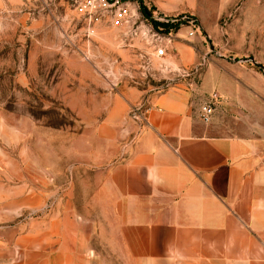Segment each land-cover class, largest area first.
Instances as JSON below:
<instances>
[{
    "label": "rangeland",
    "instance_id": "374dc122",
    "mask_svg": "<svg viewBox=\"0 0 264 264\" xmlns=\"http://www.w3.org/2000/svg\"><path fill=\"white\" fill-rule=\"evenodd\" d=\"M77 1L0 0V264H216V241L194 247L187 233L171 230L176 216L130 224L124 201L104 200L96 182L103 175L86 148L104 143L95 137L105 79L163 88L171 72L132 57L151 49L122 28L101 19L88 30ZM193 14L201 31L172 42L207 51L193 82L227 100L229 125L217 132L232 128L264 151V0H199ZM137 139H123L114 162Z\"/></svg>",
    "mask_w": 264,
    "mask_h": 264
},
{
    "label": "crops",
    "instance_id": "0c3cea01",
    "mask_svg": "<svg viewBox=\"0 0 264 264\" xmlns=\"http://www.w3.org/2000/svg\"><path fill=\"white\" fill-rule=\"evenodd\" d=\"M142 1L150 12L167 15L193 13L199 5V0ZM186 37L187 28L174 36ZM189 47L184 40H174L165 57L153 50L132 54L136 59L147 58L152 68L163 62L171 72L163 88L126 78L105 79L108 90L97 123L101 133L94 135L95 141L104 143L96 147L89 141L87 160L103 175L96 182L98 188L102 185L104 200L124 201L121 214L126 222L147 223L150 214L176 216L177 227L171 230L187 233L195 240L194 247L208 248V241H216L221 253L215 259L218 264H264V151L255 139L232 128L217 132L216 127L229 125L224 120L225 98L215 101L210 122L201 118L202 106L210 97L196 88L193 77L207 51H189ZM134 110L139 111L141 126L133 120ZM131 133L138 135L137 143L130 146L128 141V157L114 162L121 141ZM88 135L93 136L90 130ZM98 151L112 154L103 158ZM180 217L182 228L178 227ZM160 223L152 220V224ZM259 249L262 256H257ZM199 258L208 260V255Z\"/></svg>",
    "mask_w": 264,
    "mask_h": 264
},
{
    "label": "built area",
    "instance_id": "2783aa9c",
    "mask_svg": "<svg viewBox=\"0 0 264 264\" xmlns=\"http://www.w3.org/2000/svg\"><path fill=\"white\" fill-rule=\"evenodd\" d=\"M76 11L85 19L91 32L95 30V23L102 19L114 27L122 28L129 37L136 36L144 41L159 57L167 56L173 37L182 27H188L189 37L201 31V24L193 13L167 15L153 11L146 15L141 11L139 0H78ZM183 73L186 74V71ZM218 98L214 92L202 106L201 118L205 122L212 120ZM132 116L142 121L137 111Z\"/></svg>",
    "mask_w": 264,
    "mask_h": 264
},
{
    "label": "trees",
    "instance_id": "16d2710c",
    "mask_svg": "<svg viewBox=\"0 0 264 264\" xmlns=\"http://www.w3.org/2000/svg\"><path fill=\"white\" fill-rule=\"evenodd\" d=\"M140 4H141V11L146 14V15H150V9L143 3L142 0H139Z\"/></svg>",
    "mask_w": 264,
    "mask_h": 264
}]
</instances>
